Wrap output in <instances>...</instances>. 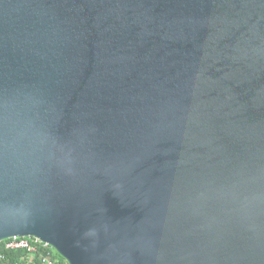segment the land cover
I'll return each mask as SVG.
<instances>
[{
	"label": "water",
	"instance_id": "obj_1",
	"mask_svg": "<svg viewBox=\"0 0 264 264\" xmlns=\"http://www.w3.org/2000/svg\"><path fill=\"white\" fill-rule=\"evenodd\" d=\"M68 264H264V0H0V242Z\"/></svg>",
	"mask_w": 264,
	"mask_h": 264
},
{
	"label": "trees",
	"instance_id": "obj_2",
	"mask_svg": "<svg viewBox=\"0 0 264 264\" xmlns=\"http://www.w3.org/2000/svg\"><path fill=\"white\" fill-rule=\"evenodd\" d=\"M8 241L9 239L0 242V264H68L50 245L39 243L33 252H29L27 248L7 247Z\"/></svg>",
	"mask_w": 264,
	"mask_h": 264
},
{
	"label": "built area",
	"instance_id": "obj_3",
	"mask_svg": "<svg viewBox=\"0 0 264 264\" xmlns=\"http://www.w3.org/2000/svg\"><path fill=\"white\" fill-rule=\"evenodd\" d=\"M39 243H43L47 246V243L42 242L40 239L35 237H12L9 238V241L6 243V246L9 248H27L29 252H33L36 249V245ZM45 261H48L47 259Z\"/></svg>",
	"mask_w": 264,
	"mask_h": 264
}]
</instances>
